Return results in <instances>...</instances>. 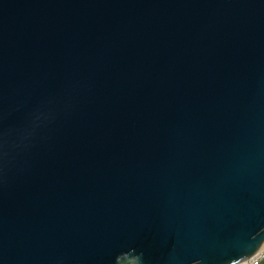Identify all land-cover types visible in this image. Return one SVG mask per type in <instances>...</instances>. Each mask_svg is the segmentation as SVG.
Returning a JSON list of instances; mask_svg holds the SVG:
<instances>
[{"label": "water", "instance_id": "obj_1", "mask_svg": "<svg viewBox=\"0 0 264 264\" xmlns=\"http://www.w3.org/2000/svg\"><path fill=\"white\" fill-rule=\"evenodd\" d=\"M263 246L264 0H0V264Z\"/></svg>", "mask_w": 264, "mask_h": 264}, {"label": "built area", "instance_id": "obj_2", "mask_svg": "<svg viewBox=\"0 0 264 264\" xmlns=\"http://www.w3.org/2000/svg\"><path fill=\"white\" fill-rule=\"evenodd\" d=\"M263 259H264V246L260 249L258 253H256L249 259L239 264H260Z\"/></svg>", "mask_w": 264, "mask_h": 264}, {"label": "trees", "instance_id": "obj_3", "mask_svg": "<svg viewBox=\"0 0 264 264\" xmlns=\"http://www.w3.org/2000/svg\"><path fill=\"white\" fill-rule=\"evenodd\" d=\"M260 264H264V259L261 261V263Z\"/></svg>", "mask_w": 264, "mask_h": 264}]
</instances>
